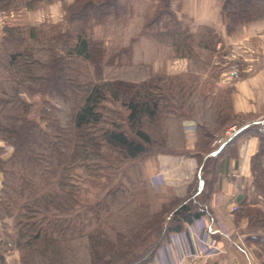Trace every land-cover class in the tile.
Returning <instances> with one entry per match:
<instances>
[{"label":"trees","instance_id":"16d2710c","mask_svg":"<svg viewBox=\"0 0 264 264\" xmlns=\"http://www.w3.org/2000/svg\"><path fill=\"white\" fill-rule=\"evenodd\" d=\"M42 1L52 0H0V12L34 10ZM132 1L62 0L63 31L48 21L3 26L0 221L14 222L10 242L21 264H149L172 232L210 214L219 154L237 135L212 154L213 139L236 119L233 88L216 86L221 67L211 61L221 51L222 34L205 24L190 31L165 7L171 25L143 34L167 46L166 55L187 58L188 68L153 73L133 61L134 38L108 54L105 42L89 33L92 19L119 17ZM171 1L165 0L168 6ZM221 14L231 35L264 18V0H222ZM37 95L40 108L29 100ZM187 120L196 122L198 169L185 196L161 199L141 172L133 176L130 170L152 154L186 153ZM258 134L252 173L264 196V132ZM80 167L92 174L114 169L120 178L100 197L83 198ZM248 207L240 209L247 231L264 230V212ZM247 240L264 252V237Z\"/></svg>","mask_w":264,"mask_h":264},{"label":"crops","instance_id":"0c3cea01","mask_svg":"<svg viewBox=\"0 0 264 264\" xmlns=\"http://www.w3.org/2000/svg\"><path fill=\"white\" fill-rule=\"evenodd\" d=\"M188 1L193 2L194 5L200 3V0ZM201 1L205 5L210 4L211 9L217 4L221 11L222 2L219 0ZM219 16L221 18L222 15ZM202 24L219 31L222 34V43L224 42L227 48H231L230 52H226L230 55V59L226 62L233 63V68L229 69L231 67L222 65L216 80L232 85L233 110L244 120L240 125L238 124L239 129L236 132L221 136L212 150V154L218 153L227 139L237 134L235 140L227 144L219 154L217 181L209 200L211 211L210 214L204 215L210 224L209 236L221 244L222 251L208 256L199 255L196 242L189 232V225L192 223L189 222L185 223L181 230L172 232L168 236L163 242L168 245L164 255L161 252L164 245L162 243L154 260L149 264H263V250L247 238L248 236L264 237V230L248 232V219L241 218L236 221L232 206L236 204L240 207L243 204L260 208L264 212V196L256 190L252 173V158L260 147L258 132H264V34L260 33L261 30H257L256 33L257 26L250 27L247 24L238 26L231 35L226 34V24L220 25L218 20L202 22ZM144 41L141 40L142 43ZM135 49V51L139 50ZM148 56L146 57L149 58ZM182 64L183 60L168 59L162 55L152 61L150 67L153 73H173L178 70L186 71V66L183 68ZM233 79H235L234 83L227 82ZM188 122L193 121L189 120L186 123ZM185 136L186 153L158 154L154 159V170L149 175V182L161 199L185 196L197 172L198 161L191 156L197 141L196 128L185 130ZM261 159L264 166V155ZM226 220L230 226L241 229L244 242L230 234ZM225 231L229 232L228 235ZM189 252L190 255H186Z\"/></svg>","mask_w":264,"mask_h":264},{"label":"rangeland","instance_id":"374dc122","mask_svg":"<svg viewBox=\"0 0 264 264\" xmlns=\"http://www.w3.org/2000/svg\"><path fill=\"white\" fill-rule=\"evenodd\" d=\"M67 1H71V0H67ZM219 2H222V0H219ZM165 3H166L165 0H133L132 3H130L128 12L120 15L119 17L111 16L109 20L102 22H97L96 20L92 19L88 27L89 33L98 40H103L105 42L108 54L119 50L123 45L128 44L129 41L134 38L135 40L134 47L139 49L135 51L136 49L134 48V57H135L133 58L134 62H138V64L141 62L143 64H147L148 66H150L152 61L158 59V57L163 55L168 59L183 60V64H182L183 68H185V66L186 68H188L187 58H183V57L172 58L166 55L168 51L167 49L168 47L165 46L164 44H158L153 38L149 37L148 35H144L143 30L146 28L149 31L156 30L159 27H165L167 25H171V23L166 22V20L167 21L172 20L173 16L171 13L170 14L167 13L165 7L171 8L172 13L174 14L173 17V21L175 20L174 22H176L180 26L188 27L190 31H196L199 25H203L202 22H210V21L216 22L218 20L219 24L221 25L222 23L223 25L224 23L226 24L227 21L223 19V16H221L223 20L221 21V18L219 16V14H221V11H219L218 9L219 7L217 4H214L213 9H211L210 4L205 5L201 0L200 3H197L196 5H194L193 2L188 0H172L169 6L167 3L166 6ZM221 8H222V4H221ZM160 12L163 13L162 15H160V19L158 20V18L156 19V17L160 14ZM65 15H66L65 4L62 2V0L42 1L40 2L39 6L34 10L21 8L0 14V37L2 36L3 26L6 24H24L30 26H37L42 22L48 21L57 24L60 31H63L66 28V24H67ZM246 24L249 25L250 27L257 26L256 33L257 30H261L260 33L264 34V18L255 19L252 22L244 23L242 25H246ZM141 40H145L144 43H142ZM226 48L227 46L223 42L220 53L217 54L216 56L214 55L213 58H211L212 59L211 61L213 64L218 63L220 67L227 66V67H231L229 69H232L233 63L226 62L230 59L229 53L226 52L227 51L230 52L231 48H227V50ZM136 52L137 54H135ZM205 54L206 53L202 51V55H204V57L206 58L207 56ZM146 56H148L149 58H147ZM183 72H185V70L184 71L178 70L176 72L169 74H178ZM234 80L235 79L228 80L227 82L234 83L235 82ZM215 83L218 88L232 87V85H229L228 83H223L222 80H216ZM29 100L36 103V108H40L42 106L43 98L40 97L39 95ZM192 121L196 123L194 120ZM238 121L239 122L244 121L240 117V114H236L235 121L231 123L226 128V130L232 125L238 124L239 123ZM226 130L223 134H220L213 139L211 146L214 147L216 144H218L219 139L221 138V136L225 135ZM185 148H186V144H185ZM7 149L8 151L5 154V156L8 155L11 151V148H7ZM156 155L158 154H152L146 156L143 160L136 162L135 165L132 167L133 170H130L131 174L135 176L139 172H141L148 181V183H150L149 175L154 170L153 169L154 159ZM175 155H181V154H175ZM191 156L193 157L194 160L197 161L195 155L192 154ZM76 172L79 175L77 176L78 177L77 181L79 184L82 185V197L88 199H95L100 197L101 195H103L104 190H106L108 186L116 183L120 178L119 171L116 170L114 171V169H109V168L102 169L101 171H98L97 174H92L89 171L84 170V168L82 167L77 168ZM110 177L111 180L109 182ZM244 207L248 209L250 208L248 206H244ZM237 209H236L237 211L235 210L234 212L236 221L241 218H247L246 215L241 216V210H240L241 206ZM226 222L229 232L235 235V237H237L239 241L244 242L241 229L236 226L233 227L230 226L227 220ZM13 223L14 222L10 217H5L3 220L0 221V253L5 258V264H21L19 251L17 247L10 242L11 238L13 237L12 234L14 233Z\"/></svg>","mask_w":264,"mask_h":264},{"label":"built area","instance_id":"2783aa9c","mask_svg":"<svg viewBox=\"0 0 264 264\" xmlns=\"http://www.w3.org/2000/svg\"><path fill=\"white\" fill-rule=\"evenodd\" d=\"M263 55H264V49H263ZM190 123V124H189ZM184 128L187 131L188 129L194 130L196 128V123L194 122H184ZM239 129L238 124L232 125L226 130V133H234ZM159 178L161 177V173L158 174ZM238 206L234 204L232 206V210H236ZM210 224L207 220V218L204 216H201L200 218H196L192 221V223L189 225V232L191 237L194 239L197 245V252L199 255H213L218 252L222 251L221 244L216 241V239L211 238L209 236L210 234ZM225 233L228 235V231H225ZM231 234V233H230ZM172 238V237H171ZM170 238V239H171ZM175 238V237H174ZM172 240V239H171ZM172 242V241H171ZM163 248L161 249V252L168 249V245L166 243H163ZM168 251V250H167ZM169 252V251H168ZM196 252V253H197ZM191 252L186 253V255H190Z\"/></svg>","mask_w":264,"mask_h":264},{"label":"bare ground","instance_id":"6f19581e","mask_svg":"<svg viewBox=\"0 0 264 264\" xmlns=\"http://www.w3.org/2000/svg\"><path fill=\"white\" fill-rule=\"evenodd\" d=\"M15 223H16V221H15ZM14 224V223H13Z\"/></svg>","mask_w":264,"mask_h":264}]
</instances>
